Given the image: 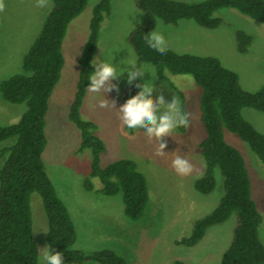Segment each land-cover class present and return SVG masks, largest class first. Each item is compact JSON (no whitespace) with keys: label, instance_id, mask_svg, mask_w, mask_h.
I'll list each match as a JSON object with an SVG mask.
<instances>
[{"label":"rangeland","instance_id":"1","mask_svg":"<svg viewBox=\"0 0 264 264\" xmlns=\"http://www.w3.org/2000/svg\"><path fill=\"white\" fill-rule=\"evenodd\" d=\"M98 1L88 0L82 13L68 25L62 44L64 65L61 77L51 92L46 114L47 143L43 159L57 194L71 212L75 223L77 240L73 247L86 252L107 248L121 256L126 264H176L178 260L184 264H220L223 250L228 247L233 236L235 213L224 223L209 228L195 246L176 243L177 239L189 235L195 218L203 217L215 208L224 193L223 177L218 170L216 187L211 193L202 194L193 185L195 179L201 177L205 171V159L199 148L205 130L200 120L199 87L191 75L166 71L167 79L164 80L159 78L153 65L141 64L150 72L145 73L141 83L152 79L157 89L152 93L153 98L162 91L166 101L171 102L172 97L176 95L180 103L181 99H184L190 113V126L184 134L176 129L173 132L175 138L165 137L166 148L163 156L156 155L159 146L157 140H149L142 129H128L119 119L116 109L99 106L100 101L105 98L109 101L114 99L117 109L126 101L124 93L135 82L131 85L127 82V72L112 81L118 84L119 92L115 89L106 94L90 93L88 89L85 92L80 109L81 116L96 124V133L106 146L100 155V165L105 166L116 159L129 158L137 163L147 178L149 199L144 215L139 220H132L123 211L120 194L112 198V203H99L95 201L96 196L91 195L102 199L103 195L88 191L83 185L91 170L92 151L90 148L79 150L80 130L68 118V111L79 75L78 57L88 38L89 21L93 7ZM4 2L5 10L0 12V81L24 72V54L41 30L53 5V0H49L44 8L37 6V0ZM216 16L221 18V24L213 29L184 19L180 20L178 25L165 24L160 20L157 28L165 36L168 47L178 52L216 56L224 66L237 72L244 88L257 90L264 85V23L234 8L219 9ZM142 19L143 13L134 0H112L110 15L101 24L93 59L98 58L99 61L114 56V63L127 58L129 62L137 64L135 50L127 36ZM167 27L169 36L165 32ZM238 30L252 38L246 53L237 49ZM26 109L25 103H9L0 96V125L16 122ZM261 127L264 129V125ZM225 139L235 146L245 159L253 197L263 217L259 234L264 243V163L248 143L235 133L226 131ZM14 140H0V148L11 145ZM177 149L179 153L176 152ZM177 154L192 163L193 171L189 175H180L172 167V161ZM4 160L5 158H0V167ZM90 179L96 189L101 187L102 183L98 177ZM84 196L87 197L81 199ZM108 205H115L119 216L115 213L110 215L106 211ZM97 206L101 208L95 210L93 207ZM30 207L32 235L39 250L38 264H45L42 260V249L48 246V224L42 198L35 191L31 193Z\"/></svg>","mask_w":264,"mask_h":264},{"label":"trees","instance_id":"2","mask_svg":"<svg viewBox=\"0 0 264 264\" xmlns=\"http://www.w3.org/2000/svg\"><path fill=\"white\" fill-rule=\"evenodd\" d=\"M88 0H53L41 30L24 54L23 73L13 74L0 81V96L9 103H25L27 109L20 118L8 125H0V140L14 138V142L0 148V264H38L37 243L32 235L30 198L32 192L40 194L47 217L46 240L54 251L63 253L64 264H126L113 250L104 248L86 252L74 246L77 231L74 221L58 196L46 170L43 152L47 139L45 133L48 101L61 77L64 65L62 44L70 22L82 13ZM142 11L143 19L131 29L127 39L133 46L137 66L148 63L154 66L161 79L166 71L189 74L199 87L200 120L205 130L199 142L205 159L203 175L195 179L194 188L209 194L216 187V171L223 177L224 193L218 204L208 214L195 218L187 236L177 244L195 246L214 225L224 223L233 213L236 225L232 239L223 250L220 264H264V243L259 234L263 217L253 197L251 178L241 152L225 139V132L238 135L264 163V132L247 120L244 108L264 113V85L255 91L244 88L236 71L224 66L212 55L178 52L168 47L161 54L148 47L144 37L155 29L158 21L178 25L180 20H193L204 28H217L221 18L216 12L234 8L254 20L264 23V0H134ZM112 0H99L93 7L89 21V35L78 57L80 65L76 90L68 111V118L80 130L79 150L92 151L91 170L84 187L101 195L120 194L124 213L139 220L145 212L149 188L145 174L129 158L116 159L100 165V155L105 151L104 141L96 133V124L84 119L80 109L87 92L88 77L103 20L110 15ZM252 38L242 30L236 31L237 49L246 53ZM135 82L124 93V99L138 93ZM174 86V85H173ZM175 87V86H174ZM181 107L188 112L184 99ZM185 133L187 128H177ZM91 177L102 183L95 188ZM176 264H184L177 261Z\"/></svg>","mask_w":264,"mask_h":264},{"label":"clouds","instance_id":"3","mask_svg":"<svg viewBox=\"0 0 264 264\" xmlns=\"http://www.w3.org/2000/svg\"><path fill=\"white\" fill-rule=\"evenodd\" d=\"M49 0H37V6L44 8ZM4 0H0V12L5 10ZM132 24V23H131ZM148 47L164 54L168 50L167 41L162 32L152 29L144 37ZM128 51V50H127ZM130 55V51H128ZM114 56L109 59L99 60L94 58L91 61L94 71L88 77V91L90 93H108L115 89L119 92L118 84L112 83L125 72H127V82L131 85L139 78L143 81L146 66H137L135 62L126 59L119 63H114ZM125 65V67H121ZM150 73V72H149ZM138 89L137 94L128 98L120 107L116 108V101L113 99H103L100 101L101 108L111 107L119 113V119L130 130L142 129L149 140L153 138L159 142L156 155H165V137L173 136L177 128H187L190 126V113L184 111L180 100L174 95L171 102H167L163 92L153 98L152 93L157 91L154 81L148 80L135 85ZM174 137V136H173ZM175 138V137H174ZM179 153V149L176 150ZM172 167L180 175L187 176L193 171L192 163L184 156L177 154L172 161ZM42 260L45 264H64L63 253L54 251L53 248L46 246L42 249Z\"/></svg>","mask_w":264,"mask_h":264},{"label":"crops","instance_id":"4","mask_svg":"<svg viewBox=\"0 0 264 264\" xmlns=\"http://www.w3.org/2000/svg\"><path fill=\"white\" fill-rule=\"evenodd\" d=\"M185 20V19H184ZM196 24V23H195ZM199 26V25H198ZM159 27V26H158ZM168 28V27H167ZM155 30H159L158 28H157V26H156V28H155ZM168 31H169V28L168 29H166L165 30V32L167 33V35H168ZM169 36V35H168ZM170 48V47H169ZM171 49H173V48H171ZM243 115H244V117L247 119V120H249L250 122H252L255 126H256V128L257 129H259L260 131H262V132H264V129H262V127H261V125H264V123H262L263 121H264V113L262 114V113H260V111H258V110H255V109H249V108H244L243 109ZM257 118H259V120L257 119ZM91 196H96V200L95 201H97V202H99V203H103V202H113V197L114 196H117V195H103V199H102V197H98L97 195H91ZM87 196H84V197H82L81 199H84V198H86ZM93 206V205H92ZM123 206H124V203H123ZM198 206H200V203H198ZM89 208H90V206H88ZM95 210L97 209V208H101V207H93ZM69 211V210H68ZM75 211H76V214H77V209L75 208ZM106 211H108L109 213H110V215L112 214V213H115L116 215H118L119 216V213L117 212V210H116V206L115 205H112V206H109L108 205V207H106ZM124 211V210H123ZM69 213H71L70 211H69ZM71 215V214H70ZM72 217V216H71ZM75 224V223H74Z\"/></svg>","mask_w":264,"mask_h":264}]
</instances>
